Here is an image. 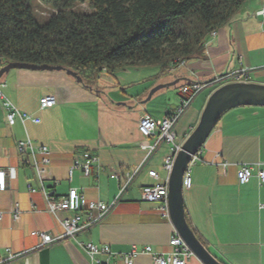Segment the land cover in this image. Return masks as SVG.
Masks as SVG:
<instances>
[{
	"label": "crops",
	"instance_id": "0c3cea01",
	"mask_svg": "<svg viewBox=\"0 0 264 264\" xmlns=\"http://www.w3.org/2000/svg\"><path fill=\"white\" fill-rule=\"evenodd\" d=\"M263 6L264 0H247L216 36L212 33L206 38L200 56L167 71L159 65H126L114 74L104 69L102 78L88 85L77 82L66 69H14L5 74L0 79L3 93L22 113L40 122L29 121L24 126L18 120L9 127L0 100V168L6 171L9 183L8 189L0 192V264H97L82 246L88 243L108 246L120 255L147 246L156 253L169 252V240L176 231L169 210L165 213L161 204L143 202L141 191L146 185L168 180L164 160L171 145L160 152L155 163L149 162L161 146L147 158L154 140L141 134L139 123L144 117L161 121L174 113L184 97L181 88L185 84L207 85L176 125L177 140L183 145L198 126L213 93L226 84L238 83H219L216 89L219 84L211 82L244 72V82L264 86V20L257 15ZM2 68L0 63V71ZM102 79L121 91H103L99 85ZM135 83L143 85L135 91L124 90ZM48 96H55L57 104L42 109ZM28 138L35 146L49 149L43 185L56 198L77 189L89 201L109 204L117 197L124 176L147 161L136 188L129 189L103 222L68 239L63 238L59 219L47 209L31 157L18 152V142ZM87 154L96 159L91 174L85 176L80 168L71 173L74 164L83 163ZM200 157L204 162L191 168L192 188L184 192L188 223L222 264H264V185L258 178L264 170V107L225 112ZM243 165L252 168L246 185L238 180ZM150 170L158 173L159 180L149 177ZM30 188L38 192L31 193ZM15 206L21 212L18 220L14 219ZM35 232L47 235L49 242L44 243ZM97 259L102 264H125L120 258ZM134 264H153L152 256L141 253ZM188 264L203 263L194 255Z\"/></svg>",
	"mask_w": 264,
	"mask_h": 264
},
{
	"label": "trees",
	"instance_id": "16d2710c",
	"mask_svg": "<svg viewBox=\"0 0 264 264\" xmlns=\"http://www.w3.org/2000/svg\"><path fill=\"white\" fill-rule=\"evenodd\" d=\"M39 1L57 11L41 25L31 0H0L1 67L62 66L88 85L104 69L159 65L167 71L200 56L206 38L247 0ZM77 4H88L90 12L75 11Z\"/></svg>",
	"mask_w": 264,
	"mask_h": 264
},
{
	"label": "built area",
	"instance_id": "2783aa9c",
	"mask_svg": "<svg viewBox=\"0 0 264 264\" xmlns=\"http://www.w3.org/2000/svg\"><path fill=\"white\" fill-rule=\"evenodd\" d=\"M257 15L264 20V6ZM217 35V34H216ZM215 35V36H216ZM185 63H178V66H182ZM228 81L244 82L247 81V74L234 73L231 75L218 78L210 84L225 83ZM207 85H203L199 82H191L185 84L181 88V92L184 97L181 98L179 108L172 114L168 115L161 121H156L149 117H144L139 123V131L146 137L153 139V145L149 151L147 158L151 157L153 153L163 144L167 143L171 145L169 154L164 160V167L170 174L173 170L174 163L177 155L182 149V144L177 140V134L175 131L176 125L185 114V112L191 107L198 95L206 88ZM3 84L0 83V100L2 102L3 109L5 111V118L7 125L13 127L18 120L25 126L27 122L31 121L33 123H39L40 120L34 118L31 115L22 113L19 108L3 93ZM57 104V98L55 96L46 97L41 103L42 109L52 108ZM18 152L21 154H29L33 162L34 168L38 175L41 183V191L46 197L47 209L48 211L59 219V222L64 229L63 238L74 239L78 234L83 232H88L97 224L103 222L118 206L122 201L125 194L129 191L132 184L136 181L137 177L143 170V167L147 161H144L142 165L137 167L134 171L128 172L121 184L119 185V192L114 201L109 204L103 202L89 201L83 194L79 193L77 189H71L69 193L62 198H56L51 192L45 189L43 183L46 176L45 169L50 164L49 159V149L44 146H35L33 142L28 138L25 141H20L17 144ZM41 159H38V156ZM96 161L95 158L91 157L89 154L84 156L83 163H75L73 169L80 168L85 176L91 174V168L93 163ZM204 160L200 157V152L191 157L188 169L185 172L183 178V189L190 190L192 188L193 180L191 175V168L202 163ZM225 168L226 163L222 164ZM251 166L243 165L238 171V180L241 185H246L250 182L252 173ZM149 177L155 180H159V175L156 171L150 170L148 173ZM114 177L119 178L117 175ZM260 185H264V170L259 173ZM8 175L5 170L0 168V192H4L8 189ZM31 193H37L38 190L30 188ZM141 197L143 202L147 203H159L161 204V209L168 213V200H169V186L168 180L166 182H159L155 185H146L142 188ZM264 208V205H261ZM14 219L18 220L20 218L21 212L18 206L14 208ZM66 213L67 217L60 218V214ZM1 217V213H0ZM34 235L40 236L44 243L49 242L47 235L35 232ZM89 258L94 261V263L102 264L97 258L98 256H106L107 262L113 258L123 259L125 264H134L135 259L139 254H148L152 256L153 264H188L190 258L194 256L191 249L187 246L185 241L179 235L177 231L172 235L169 240L170 251L167 253H156L149 246L144 247L142 250L133 248L131 252L125 255H120L113 253L108 246H98L93 243L82 244Z\"/></svg>",
	"mask_w": 264,
	"mask_h": 264
},
{
	"label": "water",
	"instance_id": "95a60500",
	"mask_svg": "<svg viewBox=\"0 0 264 264\" xmlns=\"http://www.w3.org/2000/svg\"><path fill=\"white\" fill-rule=\"evenodd\" d=\"M26 69L33 71H61L62 66H37L29 64H8L0 71V79L11 70ZM67 73L82 83L78 73L68 70ZM258 106L264 107V86L238 82L226 84L216 90L210 97L200 122L192 134L182 145L176 157L174 167L168 178L169 186V217L174 229L179 233L193 254L203 264H222L219 262L196 236L186 217L183 178L188 169L191 157L200 152L208 140L213 128L221 116L234 108Z\"/></svg>",
	"mask_w": 264,
	"mask_h": 264
},
{
	"label": "rangeland",
	"instance_id": "374dc122",
	"mask_svg": "<svg viewBox=\"0 0 264 264\" xmlns=\"http://www.w3.org/2000/svg\"><path fill=\"white\" fill-rule=\"evenodd\" d=\"M31 9H32V14H33V17L34 19L41 25V24H44L48 18L50 16H52L53 14L57 13L56 10H54L51 6L49 5H45L43 3H41L39 0H31ZM74 10L77 11V12H90V8L88 6V4H77L75 7H74ZM104 79H108L110 80V77L109 76H106V75H103ZM99 78H102V73H100L99 75ZM104 79H102L101 83L99 84L103 89V91H107V92H114V91H121L120 89L118 88H115L113 86H111L110 84L106 85V82L103 81ZM253 79L254 76H253ZM254 81V80H253ZM143 84H140V83H135L134 86L132 88H124V90H136L137 88L141 87ZM220 87V84L219 85H216L215 88H219ZM205 91V90H204ZM203 91V92H204ZM146 97V95H145ZM140 101V100H139ZM139 101H137L136 103H138ZM132 107L133 109H136L137 105L132 103ZM196 127V126H195ZM166 146H169L168 144L166 143H163L161 145V147L157 150V152L151 157V159L149 160V162H152V163H155L157 158L159 157V154L160 152L166 148ZM148 162V163H149ZM136 181L132 184L131 188L133 187V190L134 188H136ZM186 192V190L184 191Z\"/></svg>",
	"mask_w": 264,
	"mask_h": 264
},
{
	"label": "bare ground",
	"instance_id": "6f19581e",
	"mask_svg": "<svg viewBox=\"0 0 264 264\" xmlns=\"http://www.w3.org/2000/svg\"><path fill=\"white\" fill-rule=\"evenodd\" d=\"M214 35L216 34V33H213ZM0 63H1V58H0ZM182 63H185V62H182Z\"/></svg>",
	"mask_w": 264,
	"mask_h": 264
}]
</instances>
